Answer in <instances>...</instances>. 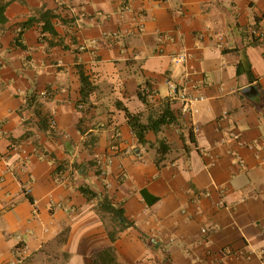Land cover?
<instances>
[{
  "label": "crops",
  "instance_id": "0c3cea01",
  "mask_svg": "<svg viewBox=\"0 0 264 264\" xmlns=\"http://www.w3.org/2000/svg\"><path fill=\"white\" fill-rule=\"evenodd\" d=\"M4 4L0 264L24 248L22 264H97L109 247L118 264H264V0ZM44 10L62 15L56 34ZM80 64L95 86L83 101ZM168 80L204 100L171 101L176 120L142 142L125 108L157 118Z\"/></svg>",
  "mask_w": 264,
  "mask_h": 264
},
{
  "label": "trees",
  "instance_id": "16d2710c",
  "mask_svg": "<svg viewBox=\"0 0 264 264\" xmlns=\"http://www.w3.org/2000/svg\"><path fill=\"white\" fill-rule=\"evenodd\" d=\"M6 4L2 5V7L0 6V19L3 20L5 19V17L3 16V11L5 9ZM42 21L44 22V29L48 30L49 32H51L52 34H56V29L55 26L53 24V20L55 18H62L61 14H56L55 12L51 11V10H44L42 13ZM34 18H30L28 21H26L24 23V26H28L33 22ZM64 21V20H63ZM20 40V36L16 39V43H18ZM19 45V44H18ZM78 70H79V74H80V79H81V83H82V88H81V93H82V101L86 100L87 97L90 95V93L94 90V84L92 83L89 75L86 74L84 66L82 64L78 65ZM149 84V82H148ZM143 86L139 88L138 91V95L139 97L144 101L147 102V98L149 93H145L146 88L149 89V91H151V87L149 85ZM28 100H32V99H28ZM171 101L167 100L166 106L164 108V110L162 111V113L155 119L149 120L148 122H143L141 120V117L137 114H133L131 113L128 109L125 108L126 110V114L128 116L129 119V123L132 127V129L136 132L138 138L140 139V141L145 142V135L146 132L149 130H153L155 132H158L162 126L166 125V124H171L176 120V115L175 113L171 110L170 107V103ZM80 105H82V103L80 102ZM51 116H43V118L41 119V125L44 127H48V126H54L53 123L51 122ZM81 169V167L78 168L77 166V170L79 171ZM62 170V167L58 166L57 168V172L60 173ZM98 174H100V170H98ZM81 191L88 195L89 197H95L96 193L94 191H92L90 188H88L87 186H82ZM102 205H104L106 208L110 209V207L108 206V202L107 199L105 198L102 201ZM111 210H113V208L111 207ZM115 213L118 215V217H123L122 211L121 210H114ZM110 236L112 238L113 241H115L116 239V233L114 231H110ZM96 263L97 264H118L116 261V257H115V251L113 247H109L103 251H101L100 253L97 254L96 257Z\"/></svg>",
  "mask_w": 264,
  "mask_h": 264
},
{
  "label": "built area",
  "instance_id": "2783aa9c",
  "mask_svg": "<svg viewBox=\"0 0 264 264\" xmlns=\"http://www.w3.org/2000/svg\"><path fill=\"white\" fill-rule=\"evenodd\" d=\"M252 34L258 37H263L264 31L257 29V28H253ZM176 58H177V61L184 62L185 60H187L188 54L185 52H182L178 54ZM167 83L169 87V94H168L167 99L169 101H175V100L181 101L183 104L184 112L197 111L198 103L204 100L203 96H195L192 93H190L186 88H184L180 84L173 82L171 80H168ZM149 92H150L149 89L146 88L145 93H149ZM51 122L53 123V125H55V121L53 118H51ZM96 159H97V168L101 172L100 174H104L105 172L104 170L106 166H108L112 162L111 157H107L103 159L102 156L97 155ZM205 232H207V230H205ZM20 252H21V256H19L18 259L16 260L18 264L19 263L22 264L23 258L25 257L26 249L24 248L23 251L20 250ZM237 254L239 256L250 258V254L243 252V251L237 252Z\"/></svg>",
  "mask_w": 264,
  "mask_h": 264
}]
</instances>
